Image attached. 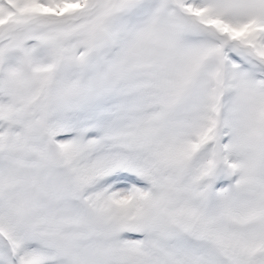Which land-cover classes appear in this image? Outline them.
Listing matches in <instances>:
<instances>
[{
    "label": "snow or ice",
    "instance_id": "6c2138e0",
    "mask_svg": "<svg viewBox=\"0 0 264 264\" xmlns=\"http://www.w3.org/2000/svg\"><path fill=\"white\" fill-rule=\"evenodd\" d=\"M0 264H264V0H0Z\"/></svg>",
    "mask_w": 264,
    "mask_h": 264
}]
</instances>
